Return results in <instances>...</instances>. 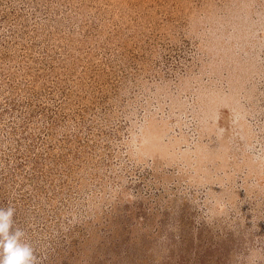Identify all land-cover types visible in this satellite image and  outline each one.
Wrapping results in <instances>:
<instances>
[{"label": "rangeland", "instance_id": "rangeland-1", "mask_svg": "<svg viewBox=\"0 0 264 264\" xmlns=\"http://www.w3.org/2000/svg\"><path fill=\"white\" fill-rule=\"evenodd\" d=\"M42 264H264V0H0V206Z\"/></svg>", "mask_w": 264, "mask_h": 264}, {"label": "clouds", "instance_id": "clouds-1", "mask_svg": "<svg viewBox=\"0 0 264 264\" xmlns=\"http://www.w3.org/2000/svg\"><path fill=\"white\" fill-rule=\"evenodd\" d=\"M16 208L0 206V264H42L28 231L14 219Z\"/></svg>", "mask_w": 264, "mask_h": 264}]
</instances>
